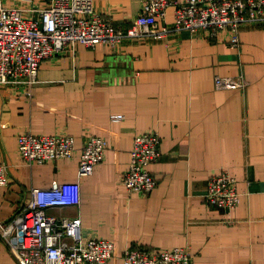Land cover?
<instances>
[{
  "label": "crops",
  "instance_id": "crops-1",
  "mask_svg": "<svg viewBox=\"0 0 264 264\" xmlns=\"http://www.w3.org/2000/svg\"><path fill=\"white\" fill-rule=\"evenodd\" d=\"M184 1V0H179ZM33 14L46 0H1ZM97 13L126 27L141 0H93ZM173 7L166 24L173 23ZM163 24V22H160ZM240 46L226 35L175 31L163 40H124L116 47L89 48L43 60L38 82L21 93L0 85V161L8 185L0 187V224L10 222L33 188L79 182V203L46 213L80 218L83 237L110 240L122 264L129 247L157 251L187 248L191 264H264V21L240 27ZM215 76L244 81L217 89ZM111 114H123L121 121ZM67 134L71 158L25 163L18 136ZM157 131L160 157L150 166L157 186L147 195L128 194L121 175L128 168L134 137ZM107 142L102 162L78 178L88 136ZM228 171L240 201L228 211L204 200L211 174ZM0 264H18L0 230Z\"/></svg>",
  "mask_w": 264,
  "mask_h": 264
},
{
  "label": "built area",
  "instance_id": "built-area-1",
  "mask_svg": "<svg viewBox=\"0 0 264 264\" xmlns=\"http://www.w3.org/2000/svg\"><path fill=\"white\" fill-rule=\"evenodd\" d=\"M173 7V23L166 24V10ZM264 21V0H141V10L126 27L114 24L96 12L93 0H46L33 14L0 0V85H9L24 94L38 82L39 65L59 53H73L81 43L116 47L124 40H163L175 31H204L210 39L226 35V44L240 46V27L247 22ZM163 22V24H160ZM217 89H238L244 81L215 76ZM123 114H111L113 122ZM161 137L146 131L134 137L128 168L121 184L128 194L147 195L157 186L149 166L160 157ZM21 159L32 166L60 158H71L74 139L67 134L37 135L23 132L17 140ZM107 142L90 135L80 153L78 178L90 175L102 162ZM8 167L0 161V187L8 185ZM79 182L54 184L49 189L33 188L31 197L14 218L0 224L11 244L18 264H105L114 257L113 242L83 237L80 218L49 215L46 209H63L79 203ZM204 200L228 211L240 201L236 179L226 170L208 179ZM22 239L19 240V232ZM122 264H191L187 248L146 251L129 247Z\"/></svg>",
  "mask_w": 264,
  "mask_h": 264
},
{
  "label": "water",
  "instance_id": "water-1",
  "mask_svg": "<svg viewBox=\"0 0 264 264\" xmlns=\"http://www.w3.org/2000/svg\"><path fill=\"white\" fill-rule=\"evenodd\" d=\"M19 236H20L19 240H21L22 239V232L21 231L19 232Z\"/></svg>",
  "mask_w": 264,
  "mask_h": 264
}]
</instances>
